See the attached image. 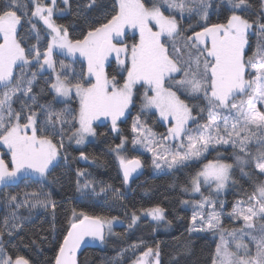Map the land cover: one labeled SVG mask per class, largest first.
<instances>
[{"label": "snow or ice", "instance_id": "1", "mask_svg": "<svg viewBox=\"0 0 264 264\" xmlns=\"http://www.w3.org/2000/svg\"><path fill=\"white\" fill-rule=\"evenodd\" d=\"M63 2L68 4V0ZM228 3L233 11L226 23L205 26L201 31L183 37V44L178 47L177 38L183 29L176 17L195 12L206 20L211 6L209 0H148L147 4L144 0H118V5L106 14L109 5L104 0H89L83 11L100 12L105 22L92 27L78 40L70 39L67 28L53 19L56 0H50V4L34 0L31 17L43 22L50 37L42 52L38 46V32L37 44L27 48L22 46L17 38L22 17L14 9L26 8V5L8 0L7 5L0 8V144L7 147L10 158L5 161L0 157V188H14L20 183H25L27 188V181L46 178L62 159L65 127L74 129L69 139H74L77 145L97 135L93 123L101 118H110L112 129L117 130V121L132 105L133 90L138 83L148 86L141 111L155 108L160 118L174 120L167 135L159 140L141 122L139 115L132 123L135 134L132 145H142L151 152L157 169L162 166L172 169L187 161L200 159L209 147L231 145L238 150L235 160L243 175H248L244 172L248 166L264 175V48L258 44L253 55H245L246 49L251 50L250 30L255 26L260 34H264V16L259 21L250 22L237 14V10L249 7L246 0H228ZM35 27L33 24V31ZM126 28L138 29V42L129 45L118 39L124 36ZM114 40L117 42L114 43ZM54 50L68 56L79 54L84 57L87 76L94 78V82L93 79L81 82L85 80L83 71L71 73L70 79L69 66L63 62L59 64L60 70L56 71ZM113 53L121 65H129L124 69L127 76L122 84L116 82L115 77L109 79L104 70L105 61ZM121 56L124 58L121 59ZM28 66L36 67L37 71L29 75L25 72ZM46 69L55 72L54 80L46 83L54 92L56 102L67 105L75 95L79 101L78 110L66 106L56 111L52 103H38L33 87L37 83V72L42 75ZM177 74L180 79H176ZM166 81L169 87H165ZM173 87L176 91L172 90ZM178 92L205 102V107L199 111L207 112L206 123H199L192 107L180 98ZM241 96H246V99L237 100ZM14 102L19 104V110L13 108ZM34 106L39 111L33 110ZM190 122L195 127H189ZM54 138L56 142H53ZM126 142L127 138H124L112 149L125 184L142 167L139 158H127L121 154L126 151ZM169 142L175 143L174 149L165 147ZM253 144L257 146L254 152L249 150ZM80 156L88 159L83 152ZM232 168V164L219 159L208 160L192 179L193 191H201L203 180L209 186L214 184L215 191L219 193L231 181ZM76 175L77 191L88 190L93 195H99L94 182L86 178L88 174L77 171ZM82 177L85 180L80 184L79 178ZM105 191L104 187L100 188L101 193ZM113 191L120 195L118 190ZM3 199L11 209V218L16 221L8 235L22 228V218L17 215L20 209L26 208L31 213L37 207L53 211L56 208L51 193L42 189L5 193ZM206 205L211 207L210 212L204 211ZM216 207L215 201L203 196L195 203L198 210L191 217V230L219 233V243L215 246L210 264H264V181L255 186V191L246 201L237 200L228 213L234 219H242L243 228H223L221 212L216 211ZM220 208H223L222 202ZM144 212L155 221L164 219V209L159 206ZM116 219L73 211L55 264H77L76 254L85 238L103 242L105 228L111 232ZM138 219L133 213L128 227L131 228ZM198 220L199 229L196 228ZM256 220L260 221V235L252 234L257 230ZM3 235L0 233V264H30L23 256L13 258L5 253ZM226 236L235 241V251L230 250ZM246 236L252 248L242 242ZM152 252L149 248L144 255ZM155 255L158 257V252ZM156 264H159L158 259Z\"/></svg>", "mask_w": 264, "mask_h": 264}, {"label": "trees", "instance_id": "2", "mask_svg": "<svg viewBox=\"0 0 264 264\" xmlns=\"http://www.w3.org/2000/svg\"><path fill=\"white\" fill-rule=\"evenodd\" d=\"M227 1L213 0L211 8L209 11L207 10L206 20L197 13L187 18L177 16L183 29L180 36L181 43L183 44V37L191 36L194 32L201 31L205 26L226 23L233 11L232 5ZM88 2L89 0H68V12L54 17L57 24L68 29L69 37L72 40L82 39L92 27L105 22L102 18L103 14L100 12L85 13L83 11V6ZM104 2L109 5L105 14L112 12V8L118 5L117 0H104ZM144 2L147 4L148 0H144ZM7 3L8 0H0V8L5 7ZM16 3L26 5V8L14 9L17 11V15L22 17L18 29V39L21 40L22 46L27 48L29 45L38 43L36 36L38 32V46L43 52L50 39L46 34V26L31 17V12L34 10L33 3L29 0H16ZM246 4L249 7L237 10L238 15L250 22L259 21L264 16L262 0H246ZM33 24L36 26L35 31L32 29ZM249 42L251 50L246 49V56L253 55L257 51L258 44L264 48V34H260L255 26L250 32ZM55 60L57 71L60 70V62L74 67V70L72 68L68 70L70 79L72 78L71 73L79 74L83 71L85 80L81 82L88 80L85 63L80 59L72 60L63 53L56 52ZM33 71H37L34 66L25 68V72L29 75ZM108 73L110 77L119 76L118 83L123 82L124 79L119 73V66L115 61L109 65ZM53 80L52 72L47 71L42 75L37 72V83L34 85L33 91L38 96V103H52L56 111L62 110L66 106L78 110L79 101L74 97L67 105L56 102L54 92L49 90L46 83V81ZM169 86V82L166 81L165 87ZM172 89L176 91L175 87ZM178 93L182 98L197 103V108L190 105L194 111L193 115L199 118L200 124L206 123L207 112L199 111L205 107V102L199 98L197 100L196 98L189 99L187 95ZM135 100L132 112L120 123L118 134L112 131L108 121H99L95 125L97 133L95 139L87 143L83 149H79L75 146V140L69 139L74 129L65 127L64 145L61 149L62 159L46 178L27 181V188H25V183H20L14 188L0 189V233H4L2 240L7 255H11L13 258L18 255L23 256L30 261V264H55V257L58 255L64 236L67 235L69 222L72 219L73 211H75L77 214L85 213L89 216L116 217L121 221L114 226L113 235L106 237L105 243L97 247L86 248L81 253L78 264H132L139 254L149 248L160 252V264H210L219 238L212 232L195 234L191 231L193 209L186 207L184 202L194 198L190 194L192 179L202 169L204 163L215 159L233 165L232 181L235 183H230V188L224 196L214 197L207 188L202 190L213 198L226 201L227 213L224 214L222 223L224 227H227L226 229L238 226L242 228L243 221L230 217L228 213L231 212L237 200L246 201L247 197L252 195L255 186L264 181V175L251 166L244 168V172L248 175H243L235 160L238 150L233 149L231 145L228 147L218 146L211 150L207 157L190 161L177 168L165 171L158 169L156 172H152V156L132 149L131 141L135 134L132 132L131 126L138 115L139 107L136 103L141 101L139 93ZM13 108L19 110V104L14 102ZM33 110L39 111V108L34 106ZM224 114L227 115V113ZM150 121L152 129L155 131L163 132L165 130L164 124L156 113L150 114ZM23 122L22 118L21 123ZM191 125L195 127L192 123ZM165 134L163 133V135ZM123 138H127L126 143L131 158L141 159L146 167L144 174L133 180L129 187H126L123 181L119 162L112 150L121 143ZM53 142H56L55 138ZM252 148L253 146L250 145L249 149L253 151ZM81 152L88 157L91 163L83 164L81 162ZM0 153L5 161L9 160L10 154L3 147H0ZM77 171H84L88 174L86 178L94 182L99 195H93L88 190L77 191ZM84 180V177L79 178V183L83 184ZM101 187H104L106 191L101 193ZM33 189L50 192L51 199L56 203L55 210L37 207L29 213L26 208L20 209L17 215L22 218V228L8 235L11 226L16 221L11 218V209L6 205L3 195ZM113 189L118 190L120 195L117 196ZM155 206L165 210L166 219L171 225L170 230H159L154 222L142 216V211ZM133 213L141 218L137 224L135 223L129 228Z\"/></svg>", "mask_w": 264, "mask_h": 264}, {"label": "rangeland", "instance_id": "3", "mask_svg": "<svg viewBox=\"0 0 264 264\" xmlns=\"http://www.w3.org/2000/svg\"><path fill=\"white\" fill-rule=\"evenodd\" d=\"M29 1H30L31 3H33V5H34V0H29ZM212 1H213V0H209L210 4H211ZM35 2H38V3H41V4H50V0H35ZM227 2H228V1H227ZM117 3H118V0H117ZM210 8H211V6L208 8V11H209ZM61 10H62V11H61ZM68 10H69V6H68V4L66 5V4L63 2V0H56V6H55V9H54V16H53V19H54L55 16L66 14V13L68 12ZM165 14L168 15L169 13L167 12V13H165ZM173 14H174V13H173ZM193 14H195V12L192 13V14H187V13H185V15L182 16V17L187 18V17H189V16H191V15H193ZM176 18H177V17H176ZM34 20H36V21H38V22H41V24H43V22L40 21L39 18L34 17ZM177 20H178V22H179V19H178V18H177ZM179 24H180V22H179ZM180 26H181V25H180ZM19 27H20V26H18V29H19ZM187 28H189V26H187ZM67 30H68V29H67ZM154 30H156V29L154 28ZM250 32H251V30H250ZM17 38H18V37H17ZM69 38H70V37H69ZM136 38H137V39H136ZM118 39L123 40V42H125V43H127V44H129V45H131V44H133V43H136V42L139 41V32H138V29L126 28V29H125V34H124V36H123L122 38H118ZM0 42H2V41H0ZM116 42H117V41L114 40V43H116ZM118 46H119V45H118ZM177 46H178V47H181V46H182V43H181V37H178V38H177ZM56 52H58V51H57V50H54V52H53V57H54V59H55V54H56ZM63 54H64L67 58H69V59H72V60L80 59L82 62H84V63H85V67H86V75H87V61H86V59H85L84 57H81L79 54H76V56H68L66 53H63ZM246 57H247V56H246ZM123 58H124V57L121 56V59H123ZM113 61H115V62L117 63V65L119 66V73L122 75V78L125 80V79H126V76H127V73H126V71H125L124 69H125L126 67H129V65H128L127 63L124 64V65H121L120 62H119V60L116 58V54H115V53H113L112 55H110V56L108 57V59L105 61V65H104L105 73L107 74V76L109 77V79L112 78V77H110V75H109V73H108V67H109V65H110ZM63 63H64L65 65H68V64H66L65 62H63ZM68 66H69L68 70H70L71 68H72V70H74V67H73V66H71V65H68ZM47 71L52 72L53 75H54V78H55V72H53V70H51V69H46V70H44V72H47ZM56 71H57V66H56ZM44 72H43V73H44ZM113 77H115V80H116L117 82L120 81V77H119V76H113ZM180 78H181V76H179V74H177V75H176V79H180ZM246 78H247V77H246ZM87 79H93V82H94V78H92V77H88V76H87ZM124 80H123V82H124ZM123 82H120L119 84H122ZM147 89H148V86H147V85H143V84H139V83L134 87V90H133V102H132V105H130L129 109L126 111L125 116H124V117H121L120 120L117 121V130H113V129H112V125H111V120H110V118H101V120L95 121V122L93 123V127L95 128L96 123L99 122V121H102V120H104V121H108V122L110 123V127H111L112 131H113L115 134H118V133L120 132V123H121L122 121H124V120L130 115V113L132 112L133 106L135 105V102H136V100H135L136 95L139 93V94H140V99H141V101L138 102V103H136V104H137L138 107H139V108H138V115L140 116L141 122L144 123V124H146L147 127L151 129V132L155 134V137H154L155 139L159 140L161 137L166 136L167 133H168V129L172 126V124L174 123V120L171 119V118L168 119V120H164V119L160 118V117H159V111H158V109H155V108L150 109V110H144V111H141V108H142V105H143V101H144V92H145ZM172 90H173V89H172ZM173 91H174V90H173ZM148 94L151 95L152 92H151L150 90H148ZM177 94L180 96V98H181L182 100H184L186 103H188L189 106L192 104L193 107L197 108V103H195V101L186 100V99L182 98L181 95H180L179 93H177ZM73 97L76 98V99L78 100V98L75 97V95H73V96L70 98L69 101H71V100L73 99ZM187 97L190 99L189 96H187ZM239 99H246V96L237 97V100H239ZM196 100H197V98H196ZM190 107H191V106H190ZM192 110H193V109H192ZM151 113H156L157 116H158V118H159V120L164 124V126H165V130H164L163 132H160V131H158V130L155 131L154 129H152L153 127H152V123H151V121H150V114H151ZM193 114H194V111H193ZM136 116H137V115H136ZM135 118H136V117H135ZM189 127H193V126L191 125V122L189 123ZM163 133H164V134L166 133V134L163 135ZM95 137H96V136H94V137H92V136L88 137V138L85 140V142H84L83 144H80V145H77V144L75 143V141H74L75 146H76L77 148H79V149H83V148L86 146V144L89 143V142H91V141H93V140L95 139ZM123 139H124V138H123ZM218 146L228 147V146H230V145H218ZM218 146H216V147H218ZM252 146H253L252 149H253V152H254V151H255V148H256L257 146L254 145V144H253ZM0 147H3V148L9 153V150L7 149L6 146L0 144ZM165 147H169V148H173V149H174V148H175V143H174V142H169L168 144L165 145ZM216 147H215V148H216ZM215 148L209 147L208 152H206V153L204 154V156H202L200 159H203V158L207 157V155L209 154V152H210L211 150L215 149ZM125 149H126V151H125V152H122L121 154H122V155H126L127 158H131V156L129 155V152H128L129 148H128L127 143H125ZM132 149L135 150V151L145 152V153H147V154H149V155L152 156V153L149 152V151H148L146 148H144L142 145H136V146H133V145H132ZM249 150H250V149H249ZM250 151H252V150H250ZM114 153H115V152H114ZM9 154H10V153H9ZM115 155H116V154H115ZM0 157H1V153H0ZM200 159H193V160H190V161L200 160ZM190 161H187L186 163H188V162H190ZM186 163H185V164H186ZM177 167H178V166H177ZM177 167H174V168H177ZM145 168H146V167H145ZM174 168H172V169H174ZM202 168H203V167H202ZM151 170H152V172H156V171L158 170V169L155 167V165L153 164V156H152V167H151ZM159 170H163V171H165V170H170V169H168V168L162 166L161 169H159ZM201 170H202V169H201ZM201 170H200V171H201ZM232 172H233V168H232V170L230 171L231 181H232ZM231 181H230L229 184H228V185H227L222 191H220L219 193H217V192L215 191V185H214V184L211 185V186H209V185L205 184V183L203 182V180H201V191H200V192H194V191H193V184H192L191 189H190V194L193 195L194 198H193V199H187V200H186L187 203H185V206H186V207H191V208L193 209V213H194L195 211L198 210L197 208H195V203L198 202V201H200V200L203 198V196H208L211 200H213V201L216 202V205H217V207H216V211L221 212V217H220V219H221V226H222L223 228L226 229L227 227H224V226L222 225V223H223V216H224L225 213H227V211H226V201H225V200H220L219 198H213V196H214V197L224 196V195L228 192V190H229V188H230V183H231ZM203 188H207L208 191H209V193H210L211 195H213V196H210L209 194H206V193L202 190ZM0 189H1V188H0ZM202 194H203V195H202ZM221 202L223 203V208H222V209L220 208V203H221ZM243 206L246 207L247 204H244ZM211 210H212V209H211L210 206H207V205L205 206L204 211H205L206 213H207V212H210ZM142 216H143V217H147V218H149L152 222H154L155 225L157 226V228H158L159 230L167 231V230H170V229H171V225L168 223V221H167V219H166L165 210H164V219L161 220V221H155V220H153L152 217H151L150 215L145 214L144 211H142ZM140 218H141V217L139 216V219L135 222L136 224L140 221ZM241 220H242V219H241ZM119 223H121V221H120L119 219H116V220L113 221V224H112V227H111V232H109L108 229H107V227H106V235H107V237H110V236L113 235V228H114L115 225H117V224H119ZM255 223H256L257 230L254 231L252 234H253V235H260V233H259V231H258L260 221L256 220ZM243 227H244V224L242 225V228H243ZM196 228H197V229L200 228L199 220H198L197 223H196ZM191 229H193V224H192ZM232 229H241V226L234 227V228H232ZM232 229L230 228L229 230H232ZM191 231H192L193 233H195V234H197V233H204V232H212V233H214V234L219 238V233H218V232H214V231H210V230H209V231L191 230ZM226 239L229 240L230 250L235 251V250H236V249H235V241H233L231 237H227V236H226ZM242 242H243V243H248L250 248L253 247V245L249 242V239H248L247 236L244 238V240H243ZM218 243H219V241H218ZM151 249H152V248H151ZM152 250H153V252H152V253H149L147 256H145L144 253H146V252L148 251V249L145 250L144 252H142L141 254H139L138 257H137V259H136L132 264H156L157 259H158L159 264H160V252H159V251H155L154 249H152ZM253 250H254V249H253ZM157 252H158V254H159L158 257L155 255V253H157Z\"/></svg>", "mask_w": 264, "mask_h": 264}, {"label": "water", "instance_id": "4", "mask_svg": "<svg viewBox=\"0 0 264 264\" xmlns=\"http://www.w3.org/2000/svg\"><path fill=\"white\" fill-rule=\"evenodd\" d=\"M80 160H81V162L83 164H89V163H91V161H89L88 159L87 160L82 159L81 156H80ZM140 161H141L142 167L140 169H138L135 173H133L132 177L125 184L126 187H129L131 185V183H132L133 180L140 178L144 174V172L146 170L145 164H144V162L141 159H140ZM120 170H121V173H122V176H123L122 169L120 168ZM104 236H105V238H104V241L103 242H101L99 240H94L91 237H86L85 238L84 242L81 244V247L78 249L77 254H76L77 264H78V259H79L80 255H81V253L86 248L97 247V246H100L101 244L105 243L106 237H107V235H106V228H105Z\"/></svg>", "mask_w": 264, "mask_h": 264}]
</instances>
